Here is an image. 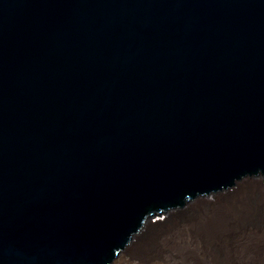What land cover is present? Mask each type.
<instances>
[{"label":"water","instance_id":"1","mask_svg":"<svg viewBox=\"0 0 264 264\" xmlns=\"http://www.w3.org/2000/svg\"><path fill=\"white\" fill-rule=\"evenodd\" d=\"M263 180L264 0H0V264H112Z\"/></svg>","mask_w":264,"mask_h":264},{"label":"bare ground","instance_id":"2","mask_svg":"<svg viewBox=\"0 0 264 264\" xmlns=\"http://www.w3.org/2000/svg\"><path fill=\"white\" fill-rule=\"evenodd\" d=\"M235 192L234 198L226 200L227 212L198 205L181 216V227L166 230L165 244L174 249L181 264H202L203 258L206 264H234V255L238 253H248L250 259L262 256L264 262V183L244 185ZM161 226L160 223L146 226L141 240L131 244L128 256L147 261L149 257H142L139 244L158 232ZM217 241L220 246H216Z\"/></svg>","mask_w":264,"mask_h":264},{"label":"rangeland","instance_id":"3","mask_svg":"<svg viewBox=\"0 0 264 264\" xmlns=\"http://www.w3.org/2000/svg\"><path fill=\"white\" fill-rule=\"evenodd\" d=\"M264 183V180H263ZM235 190V189H234ZM227 199H222L220 202L213 203L206 205L209 209H221L224 212H227L228 206H227ZM187 214V213H186ZM183 217V216H182ZM182 217L173 218L164 222H161L162 224L159 231L156 232L154 235L146 237L140 244H139V252L141 253L142 257L147 256L149 257L147 261L142 262L140 258L137 256H122L118 258L115 262L112 264H181L179 256L176 254L173 248L170 246H166L165 240L168 239V234L166 230H176L177 228L181 227L183 225V222L181 220ZM175 224L174 226L170 224ZM256 233V231H254ZM253 233V234H254ZM160 234V235H159ZM216 246H220L218 241L216 242ZM175 253V254H174ZM262 256L255 257L254 259H250L248 256V253H238L234 255L233 263L234 264H260L263 262ZM200 258V254H199ZM201 259V258H200ZM203 262L202 264H206L207 262L203 259H201ZM229 261H231V257H229ZM231 264V262H229ZM264 263V262H263Z\"/></svg>","mask_w":264,"mask_h":264}]
</instances>
